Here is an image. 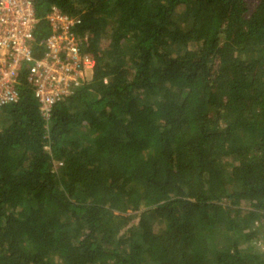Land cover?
I'll list each match as a JSON object with an SVG mask.
<instances>
[{
	"label": "trees",
	"instance_id": "obj_1",
	"mask_svg": "<svg viewBox=\"0 0 264 264\" xmlns=\"http://www.w3.org/2000/svg\"><path fill=\"white\" fill-rule=\"evenodd\" d=\"M33 1L95 66L0 108V264H264V0Z\"/></svg>",
	"mask_w": 264,
	"mask_h": 264
},
{
	"label": "built area",
	"instance_id": "obj_2",
	"mask_svg": "<svg viewBox=\"0 0 264 264\" xmlns=\"http://www.w3.org/2000/svg\"><path fill=\"white\" fill-rule=\"evenodd\" d=\"M40 20L47 34L36 41ZM78 23V18L56 6L40 18L33 0H0V108L18 98L24 82L47 124L53 106L88 81L95 58L82 50L83 39L75 31ZM34 45L39 56H34Z\"/></svg>",
	"mask_w": 264,
	"mask_h": 264
},
{
	"label": "rangeland",
	"instance_id": "obj_3",
	"mask_svg": "<svg viewBox=\"0 0 264 264\" xmlns=\"http://www.w3.org/2000/svg\"><path fill=\"white\" fill-rule=\"evenodd\" d=\"M261 237V236H260ZM259 238V237H258ZM261 242V243H260ZM248 246H253L254 249L256 250H259V251H262L264 250V243H263V240L260 239V241L258 240H252L251 242H249L247 244Z\"/></svg>",
	"mask_w": 264,
	"mask_h": 264
}]
</instances>
